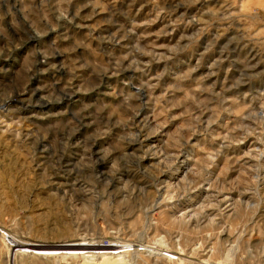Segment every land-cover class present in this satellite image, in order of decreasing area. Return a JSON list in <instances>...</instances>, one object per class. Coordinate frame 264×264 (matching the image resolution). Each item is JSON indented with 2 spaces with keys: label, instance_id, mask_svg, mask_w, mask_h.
Returning a JSON list of instances; mask_svg holds the SVG:
<instances>
[{
  "label": "rangeland",
  "instance_id": "1",
  "mask_svg": "<svg viewBox=\"0 0 264 264\" xmlns=\"http://www.w3.org/2000/svg\"><path fill=\"white\" fill-rule=\"evenodd\" d=\"M0 264H264V0H0Z\"/></svg>",
  "mask_w": 264,
  "mask_h": 264
}]
</instances>
